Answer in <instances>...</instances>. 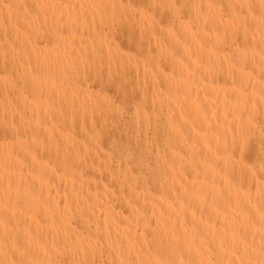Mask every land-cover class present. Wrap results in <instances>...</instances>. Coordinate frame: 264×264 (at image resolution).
I'll return each instance as SVG.
<instances>
[{"label": "bare ground", "instance_id": "6f19581e", "mask_svg": "<svg viewBox=\"0 0 264 264\" xmlns=\"http://www.w3.org/2000/svg\"><path fill=\"white\" fill-rule=\"evenodd\" d=\"M0 264H264V0H0Z\"/></svg>", "mask_w": 264, "mask_h": 264}]
</instances>
